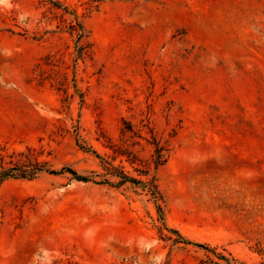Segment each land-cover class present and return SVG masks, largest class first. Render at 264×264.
Here are the masks:
<instances>
[{
    "label": "rangeland",
    "instance_id": "1",
    "mask_svg": "<svg viewBox=\"0 0 264 264\" xmlns=\"http://www.w3.org/2000/svg\"><path fill=\"white\" fill-rule=\"evenodd\" d=\"M124 120L169 145L151 169L161 200L69 174L8 179L0 264H264V0H0V166L32 149L102 173L78 144L104 154ZM128 144L150 162L145 140Z\"/></svg>",
    "mask_w": 264,
    "mask_h": 264
},
{
    "label": "trees",
    "instance_id": "2",
    "mask_svg": "<svg viewBox=\"0 0 264 264\" xmlns=\"http://www.w3.org/2000/svg\"><path fill=\"white\" fill-rule=\"evenodd\" d=\"M58 6L60 3H55ZM67 10V9H66ZM75 14L76 18H78L77 13ZM75 27V26H74ZM82 28V27H81ZM124 124H127V127L121 129V139L119 141H114L111 138L104 137L103 146L107 150L104 154L99 153L97 150H94L92 147H87L83 145H79L82 150L85 152H90L96 156L100 161V168L102 169V173L92 172L91 175H82L77 170L64 167L61 170L50 169L46 164L41 165L40 162L37 161L34 150L29 149L28 154L20 153L19 156L22 157L18 161V163H11L12 165L9 167H5L4 165L0 166V183L8 180V179H27L33 180L38 178L42 174L49 175H63L69 174L72 179H75L79 182L89 183L92 182L97 185H108L112 187H122L126 184H132L135 186H142L153 195L156 201L161 200L162 195L160 193L159 187L156 183L155 176L151 175L152 166H154L155 170H158L161 166H163L169 159L170 149L167 142H164L162 139L158 138V135L155 133L153 128L147 127L149 129L150 138L142 137L139 131H136L132 124L127 121H123ZM131 134V136H130ZM140 138L145 140L148 145L152 148V154L150 162L142 161L135 154L134 151H131L126 146L128 144V140L130 138ZM131 146L140 145L139 142H133L130 144ZM5 156H3V149L0 147V158L3 160ZM23 157L26 158L23 160ZM124 159L129 162L132 166L137 165L135 167V171L139 173L140 177H136L129 173L124 165ZM158 209L161 211L160 206ZM170 232L177 236L173 241L176 243H184L188 245H194L199 248H206L205 245L200 243H194L188 239H186L179 231L169 229ZM220 259H225L222 255H217ZM117 264H134L132 261L124 260Z\"/></svg>",
    "mask_w": 264,
    "mask_h": 264
}]
</instances>
